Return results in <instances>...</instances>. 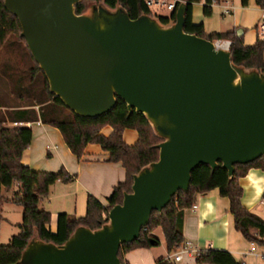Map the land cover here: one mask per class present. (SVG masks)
I'll list each match as a JSON object with an SVG mask.
<instances>
[{
	"label": "water",
	"instance_id": "95a60500",
	"mask_svg": "<svg viewBox=\"0 0 264 264\" xmlns=\"http://www.w3.org/2000/svg\"><path fill=\"white\" fill-rule=\"evenodd\" d=\"M82 0H4L21 27L49 92L81 118L110 112L122 99L163 139L158 159L133 177L131 192L105 225L79 226L60 246L31 238L12 264H120L122 244L139 238L153 211L187 191L198 165L233 176L264 155V72L231 61L210 40L183 31L185 2L167 27L155 17Z\"/></svg>",
	"mask_w": 264,
	"mask_h": 264
},
{
	"label": "trees",
	"instance_id": "16d2710c",
	"mask_svg": "<svg viewBox=\"0 0 264 264\" xmlns=\"http://www.w3.org/2000/svg\"><path fill=\"white\" fill-rule=\"evenodd\" d=\"M178 1L168 17L154 15L146 5V0H82L74 5V9L77 15H81L91 4L103 3L110 9L120 6L132 20L141 15H148L167 27L175 20V12L180 4ZM180 1L185 2L186 6L183 31L210 41L217 38L231 40L229 52L233 64L264 72L263 41L258 39L254 44L246 46L242 37L237 36L235 31L206 34L202 23L196 25L191 21L192 5L200 0ZM210 1L205 0L204 16L211 15V7L208 6ZM241 2L242 5H247L246 0ZM255 2L264 8V0ZM21 30L18 19L5 9L4 0H0V57L5 56L0 61V203L11 201L23 210L21 222L17 225L19 232L10 237L8 244H0V264L18 261L33 237L60 246L79 226L92 231L108 223L109 210L121 204L124 192H131L133 177L139 170L158 159L157 145L163 141L154 133L144 115L134 110L129 112L122 99L116 100L115 107L110 112L97 118L84 119L66 108L59 97L49 92L48 80L33 60L24 38L20 36ZM7 122H41L57 128L70 153L78 159L89 144H97L101 151L107 154V161L122 164L126 172L125 179L113 187L112 193L106 199L107 206L102 205L93 195H89L85 215L74 217L64 212L59 213L56 230L52 232L49 227L50 212L40 209L39 205L48 196L50 186L58 181L71 183L75 175H70L64 168L57 172H39L26 164L23 165L22 155L31 144V129L19 125L6 127ZM106 126L111 128V132L104 136L101 131ZM127 129L137 134L138 139L132 145L123 139V132ZM254 167L264 170V155L252 163L234 165L232 177L220 162L214 169L207 164L198 165L191 172L189 189L178 191L161 211H153L148 224L141 229L138 239L121 245L117 253L120 264H126L123 259L125 252L158 246L159 240L151 236L157 227L161 228L167 252L171 253L176 245L184 241V212L196 203L198 195L212 190H218L221 197L230 201L229 212L234 220L235 230L248 241L257 242L259 246L264 247V219L249 212L240 201L242 187L238 179ZM13 183L19 184L18 192L15 197L7 200L3 197L2 190L8 191ZM2 218L0 209V221ZM195 259L198 264H244L236 261L224 250H200ZM155 264L177 263L170 262L168 258H160Z\"/></svg>",
	"mask_w": 264,
	"mask_h": 264
},
{
	"label": "crops",
	"instance_id": "0c3cea01",
	"mask_svg": "<svg viewBox=\"0 0 264 264\" xmlns=\"http://www.w3.org/2000/svg\"><path fill=\"white\" fill-rule=\"evenodd\" d=\"M159 1L167 4L177 0ZM225 1H228L231 7L229 14L222 12ZM204 3L205 0H200L192 5L191 21L196 25L202 23L206 34L235 31L237 36L242 37L246 46L258 40L256 25L262 8L256 4L255 0H246L247 5H242L241 0H218V5L211 8L210 16L203 14ZM214 9H217V14L213 13ZM154 15H160L159 11L156 10ZM227 17L228 20H226ZM17 125L29 127L32 133L31 144L22 155L23 165L26 164L32 170L39 172H57L64 168L70 175H75L71 183L65 184L58 181L50 186L48 196L40 203L44 210L50 212L49 227L52 232L56 230V219L61 212L74 217H83L86 213V200L89 195H93L102 205L107 206L106 199L112 193L113 187L125 179L126 172L121 163L107 161V154L102 152L98 145L93 144H89L82 157L78 159L70 153L60 131L41 122L23 124L7 122L5 126L17 127ZM110 132L109 126L101 131L104 136ZM123 139L132 145L138 138L135 131L127 129L123 132ZM48 147H50L49 150ZM238 183L242 187L240 198L242 205L249 212L264 219V170L251 168L238 179ZM13 186L16 189L19 188L18 183H13L10 189ZM3 197L10 199L5 194ZM44 201L46 204H43ZM195 202L196 207L189 208L183 215L184 241L191 242L198 251L224 250L228 251L238 262L264 264V259L250 253V241L235 230L234 220L229 212L228 198L221 197L218 190H212L198 195ZM0 209L3 211L2 204H0ZM2 216V220H5L4 213ZM158 231L163 236L160 227L151 233V236L159 240L158 246L125 252L124 262L126 264H155L160 258H168L170 253L167 252L164 236L163 238L158 236ZM18 232L19 229L16 232L12 230L6 237L8 242L10 237ZM196 255L195 253L183 255L182 260L177 264H198L195 259Z\"/></svg>",
	"mask_w": 264,
	"mask_h": 264
},
{
	"label": "built area",
	"instance_id": "2783aa9c",
	"mask_svg": "<svg viewBox=\"0 0 264 264\" xmlns=\"http://www.w3.org/2000/svg\"><path fill=\"white\" fill-rule=\"evenodd\" d=\"M178 1V0H177ZM178 2H181L180 0ZM175 2L171 3H164L159 0H146V5L148 7H151L152 5H159V6H165L170 11H173L175 6ZM225 6L222 7L223 14H229L231 12V7L228 5V1H225ZM218 5V0H211L210 3H208V6L215 7ZM258 23L256 25V32L257 37L259 40L264 42V8L261 9V13L258 19ZM213 44V47L216 51L223 50V51H229L230 47L232 45V41L226 38H217L215 40L211 41ZM50 147H48L49 150ZM196 205H193L192 208L194 209ZM249 250L250 253H252L255 256H259L260 258L264 259V247L259 246L257 242L250 241L249 242ZM198 254L199 251L192 245L191 242L183 241L181 244L176 245L174 250L170 253L168 256V259L172 263H178L182 260L183 255H191V254Z\"/></svg>",
	"mask_w": 264,
	"mask_h": 264
},
{
	"label": "rangeland",
	"instance_id": "374dc122",
	"mask_svg": "<svg viewBox=\"0 0 264 264\" xmlns=\"http://www.w3.org/2000/svg\"><path fill=\"white\" fill-rule=\"evenodd\" d=\"M160 7H164V8H160ZM159 8L156 7L155 5H152L150 7L151 12L154 14V12L157 10L159 11V14L161 16H165L168 17V15L171 13V11L165 7V6H160ZM214 14H217V9H214L213 11ZM229 18L227 17L226 20H228ZM5 58L4 55H1L0 57V61ZM93 145H97L94 143H91ZM18 192V189H16L15 186H13L11 189H9L8 191L3 190V196L4 194L7 197H15L16 193ZM2 204V208L3 211L2 213H4V217L5 220H1L0 221V243L1 244H8V240L6 237H8V235H10V232H12V230H14V232H16L18 230L17 228V223L21 222V215H22V208L19 207L18 205L14 204L13 202L9 201V202H2L0 203ZM43 204H46L45 201L43 202ZM40 209H42L43 207L40 206ZM159 234L158 236H160L161 238H163V236L161 235L160 231H158Z\"/></svg>",
	"mask_w": 264,
	"mask_h": 264
}]
</instances>
